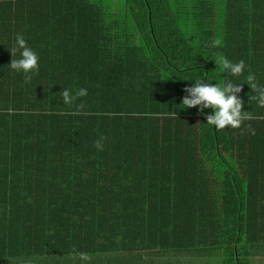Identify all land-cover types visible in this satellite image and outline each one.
I'll use <instances>...</instances> for the list:
<instances>
[{
  "label": "trees",
  "instance_id": "1",
  "mask_svg": "<svg viewBox=\"0 0 264 264\" xmlns=\"http://www.w3.org/2000/svg\"><path fill=\"white\" fill-rule=\"evenodd\" d=\"M40 21L63 27L64 39L27 45L56 52L37 54L31 78L17 72L4 84L13 70L0 72V195L7 184L70 180L75 209L102 194V181L118 185L108 187L116 195L131 182L141 200L93 199L87 210L133 209L161 244L206 243L220 248L223 264H249L251 248L264 245V0H0V31L16 28L14 37L0 34V61L19 28ZM214 53L245 62L236 78L240 128L217 130L204 116L210 108L179 104L194 83L187 78L223 79ZM80 88L85 96L63 103V90Z\"/></svg>",
  "mask_w": 264,
  "mask_h": 264
},
{
  "label": "crops",
  "instance_id": "2",
  "mask_svg": "<svg viewBox=\"0 0 264 264\" xmlns=\"http://www.w3.org/2000/svg\"><path fill=\"white\" fill-rule=\"evenodd\" d=\"M13 23L11 22V25L16 27ZM40 24L39 29H34L33 24L27 27L22 25L19 28V33L23 34L27 41L30 39V45L32 42L36 43L34 40L36 38L37 42L39 40L45 42L44 39L56 37L57 33L64 39L63 27L55 29L56 25L49 21L44 23L40 21ZM210 25L213 26L212 21ZM15 30L16 28L10 31L1 30L0 34L14 37ZM0 39L5 41L2 36ZM55 52L52 50L36 53L41 55V58H48ZM14 57L19 58V53L11 55L10 51H5L0 61L2 62L0 72L7 68ZM107 62L104 64V71L108 68ZM69 73L77 79L80 77L79 70L72 69ZM16 74L17 72L9 69L7 73L3 72V76L8 78L4 84H9L13 77H17ZM74 181L87 185L84 181ZM7 185L9 188L0 195V198H4L2 199L4 201L0 200V204L4 206L2 213L6 216L3 218L4 224L0 226L7 229L6 232H1L0 229V264H85L80 260L79 253H85L90 257L87 264H223V256L218 246L197 244L187 240L183 247L181 244L184 240H178L177 244L168 241L164 244L159 243L158 235L151 236L146 228L144 214L133 209L87 210L96 208L91 205L93 199L130 200L128 203L141 200L142 193L139 194L136 191L138 189L134 190V184L131 182H128L126 190L121 195H116L108 187L117 189L119 186L102 181L99 184L104 187L102 194L98 196V192L94 196L93 192L85 196L87 198L75 209H71V205L73 195L78 191L71 189L70 180L42 179L39 185L36 180L25 182L23 185ZM18 185L26 189H15ZM134 191L136 194L132 196ZM116 197L121 199H115ZM55 198H58L56 202L60 204V211L53 210ZM15 207L23 210L16 211L15 215L10 214L12 213L10 211L4 212V209L12 211ZM4 233L13 234V239ZM2 237L6 242H1ZM249 264H264V245L251 248Z\"/></svg>",
  "mask_w": 264,
  "mask_h": 264
},
{
  "label": "clouds",
  "instance_id": "3",
  "mask_svg": "<svg viewBox=\"0 0 264 264\" xmlns=\"http://www.w3.org/2000/svg\"><path fill=\"white\" fill-rule=\"evenodd\" d=\"M19 53V58L11 59L8 64L10 69L25 75L26 78H31V74L38 71V55L27 45L23 34L18 33L15 37L14 47L10 50L11 55ZM215 60L218 74L223 79L217 81L210 79L206 75H200L198 78H187L194 81L191 86L184 89L186 95L181 98L179 104L182 108L196 107L197 111L211 109L210 113H204L206 122L210 126H214L217 130L229 128H240L242 121L246 118L245 110L242 111V100L238 96L241 90L240 81L236 79L240 77L246 69L245 62L239 60L233 62L226 56L220 53L212 54ZM221 73H224L222 76ZM201 77H206L208 81L215 80V83H203ZM185 79V78H184ZM254 81V76L249 73L246 76L248 85ZM255 87V85H252ZM87 94V90L80 88L75 92L65 89L62 91V101L66 105H72L78 97H83ZM259 103L264 105V92L260 93ZM94 146L97 149L102 148L100 141H95ZM79 258L82 262H87L90 257L85 253H79Z\"/></svg>",
  "mask_w": 264,
  "mask_h": 264
}]
</instances>
